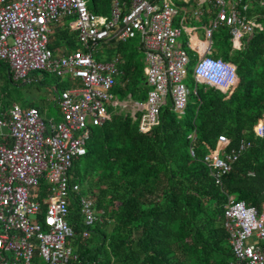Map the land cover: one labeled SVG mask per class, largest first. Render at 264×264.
<instances>
[{"label":"built area","instance_id":"obj_1","mask_svg":"<svg viewBox=\"0 0 264 264\" xmlns=\"http://www.w3.org/2000/svg\"><path fill=\"white\" fill-rule=\"evenodd\" d=\"M258 6L264 9V0H110V13L103 16L91 12L86 0H0V61L8 64L13 80L29 83L35 72L44 71L71 84L54 98L59 121L35 106L15 102L4 109L0 99V264L77 260L71 245L75 232L67 219L72 202L78 201L87 227L103 222L95 198L83 193L72 173L87 153L91 129L110 123L118 108L129 106L139 131L149 133L160 124L169 99L178 118L184 117L190 70L196 85L221 92L224 100L240 97L236 66L213 55L214 34L225 30L231 51L243 52L264 30V15L255 13ZM61 28L74 36L76 49L52 48ZM136 39L150 87L143 102L115 93L125 87L121 55L96 58L100 45ZM253 131L264 139L263 118ZM230 144L221 135L204 157L218 184L252 146L247 139L229 150ZM43 184L45 210L39 200ZM224 218L239 264H264V203L259 210L230 195Z\"/></svg>","mask_w":264,"mask_h":264},{"label":"trees","instance_id":"obj_2","mask_svg":"<svg viewBox=\"0 0 264 264\" xmlns=\"http://www.w3.org/2000/svg\"><path fill=\"white\" fill-rule=\"evenodd\" d=\"M86 2L91 12L109 15L110 0ZM258 12L264 15V9ZM260 20L264 25V16ZM215 33L213 53L236 66L240 97L224 100L221 92L194 83L185 116L178 118L169 99L160 111V124L149 133H141L137 120L120 112L110 123L92 128L87 153L72 173L82 182L83 193L95 198L103 222L87 227L78 201L72 202L67 219L78 259L69 264H239L224 227V205L230 195L259 210L264 203V139L253 131L255 122L264 119V30L238 54L231 51L225 30ZM58 44L78 47L74 36L62 30L53 41ZM136 48L143 53L140 44ZM116 55L124 59L120 79L125 87L115 93L122 100L145 101V65L122 47ZM25 84L13 80L8 64L0 61L3 108L16 102L45 113L22 89ZM221 135L231 139L229 150L244 138L252 146L218 184L204 157ZM249 172L255 175L249 177ZM42 189L39 200L45 210V184Z\"/></svg>","mask_w":264,"mask_h":264},{"label":"rangeland","instance_id":"obj_3","mask_svg":"<svg viewBox=\"0 0 264 264\" xmlns=\"http://www.w3.org/2000/svg\"><path fill=\"white\" fill-rule=\"evenodd\" d=\"M258 3H260V0H257ZM257 5V3H255ZM255 6V5H254ZM261 6H258L255 8V13H258ZM195 26L201 27L203 23L201 22H194ZM218 32V31H217ZM224 33V32H223ZM216 34V33H215ZM57 37V36H56ZM54 37V39H56ZM140 44L139 40H128L126 43L119 44V43H113L110 47L108 46H99L97 48V54L96 58L99 60L106 61L109 58H114L116 56V53L118 51L119 47L124 48L126 51H132L136 56V61L139 63H142L145 65V56L143 53H139L137 51V46ZM62 48L63 51L69 52L72 50L69 47L64 46V44H58ZM53 48H56V46H53ZM216 46L214 44L213 50L216 51ZM227 51L226 47L222 49V52ZM234 54H238L237 51L233 52ZM215 57L218 55L213 53ZM194 62H196V59H194ZM34 80L26 83L22 89L28 93V97L31 98L34 102L41 104L42 107L45 110V114L47 118H52L55 121L60 120L59 111L56 106V102L53 100V98L57 97V95L65 88L67 84H69V80L66 77H57L56 75H53L51 73H46L44 71H38L35 72ZM240 79V77H239ZM41 81V83L39 82ZM186 85L189 87L190 91H195V84L194 80L191 75H189L188 79L185 81ZM150 90V87L147 84L142 85V92L146 94ZM54 101V102H53ZM120 113L127 114L129 113V106L124 108H118L117 109ZM82 183V182H81ZM84 183V179H83Z\"/></svg>","mask_w":264,"mask_h":264},{"label":"crops","instance_id":"obj_4","mask_svg":"<svg viewBox=\"0 0 264 264\" xmlns=\"http://www.w3.org/2000/svg\"><path fill=\"white\" fill-rule=\"evenodd\" d=\"M61 30L67 32V34H69V35H72V34L69 33V30H67V29H65V28H61V29H59L57 34H59V31H61ZM57 34L54 35V36L52 37V46H53V41L55 40L54 37H56ZM74 39H75V38H74ZM106 45H108V44H103V45H101V46H106ZM58 48H60V46L56 47V49H58ZM54 49H55V48H54ZM72 50H73V49H72ZM116 56H117V55H116ZM112 59H113V58H112ZM107 60H110V59H107ZM107 60H106V61H107ZM120 81H121V80H120ZM69 84H70V83H69ZM53 100H54V98H53ZM53 102H54V101H53ZM244 139H247V138H244ZM247 140H248V139H247ZM250 173H254V172H249V174H250ZM249 174H248L249 177H253V176H251V175H249ZM254 174H255V173H254ZM231 196H235V195H231ZM235 197H236V196H235ZM224 223H225V218H224ZM224 227H225V225H224Z\"/></svg>","mask_w":264,"mask_h":264}]
</instances>
